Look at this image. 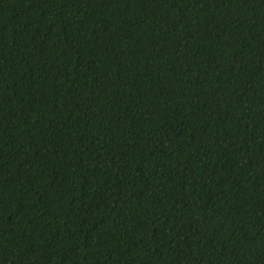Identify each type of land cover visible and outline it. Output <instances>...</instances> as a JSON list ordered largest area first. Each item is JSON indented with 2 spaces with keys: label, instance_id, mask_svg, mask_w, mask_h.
Listing matches in <instances>:
<instances>
[{
  "label": "trees",
  "instance_id": "1",
  "mask_svg": "<svg viewBox=\"0 0 264 264\" xmlns=\"http://www.w3.org/2000/svg\"><path fill=\"white\" fill-rule=\"evenodd\" d=\"M0 264H264V0H0Z\"/></svg>",
  "mask_w": 264,
  "mask_h": 264
}]
</instances>
